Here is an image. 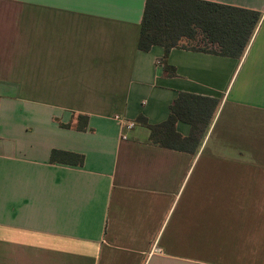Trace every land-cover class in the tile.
I'll list each match as a JSON object with an SVG mask.
<instances>
[{
	"label": "crops",
	"instance_id": "obj_1",
	"mask_svg": "<svg viewBox=\"0 0 264 264\" xmlns=\"http://www.w3.org/2000/svg\"><path fill=\"white\" fill-rule=\"evenodd\" d=\"M145 1L0 0V264H264V0H202L260 14L241 58L165 60ZM182 92L219 102L194 155L135 124Z\"/></svg>",
	"mask_w": 264,
	"mask_h": 264
},
{
	"label": "trees",
	"instance_id": "obj_2",
	"mask_svg": "<svg viewBox=\"0 0 264 264\" xmlns=\"http://www.w3.org/2000/svg\"><path fill=\"white\" fill-rule=\"evenodd\" d=\"M260 14L254 11L202 0H146L140 24L137 49L148 52L152 47L164 49L163 60L172 49H186L239 59L244 54ZM184 41L196 43L184 47ZM163 70L175 76V69L163 61ZM219 102L216 99L179 93L170 106L168 118L156 125L139 116L135 124L149 131V142L161 148L196 154L213 122ZM178 122L190 126L184 137L176 130ZM86 116L76 117V130L85 131ZM68 128L69 125H62ZM50 164L82 166V155L54 150Z\"/></svg>",
	"mask_w": 264,
	"mask_h": 264
},
{
	"label": "built area",
	"instance_id": "obj_3",
	"mask_svg": "<svg viewBox=\"0 0 264 264\" xmlns=\"http://www.w3.org/2000/svg\"><path fill=\"white\" fill-rule=\"evenodd\" d=\"M115 120H116L119 124L124 125V124H123V119H121L119 116H115ZM125 125L127 126V128H131V127H132V125L129 124V123H125Z\"/></svg>",
	"mask_w": 264,
	"mask_h": 264
},
{
	"label": "rangeland",
	"instance_id": "obj_4",
	"mask_svg": "<svg viewBox=\"0 0 264 264\" xmlns=\"http://www.w3.org/2000/svg\"><path fill=\"white\" fill-rule=\"evenodd\" d=\"M182 45H183L184 47H193V46H196L197 44H196V43H190V42L184 41V42L182 43Z\"/></svg>",
	"mask_w": 264,
	"mask_h": 264
}]
</instances>
